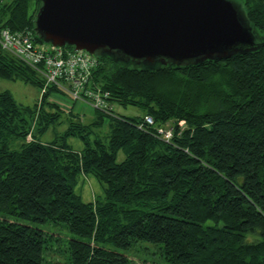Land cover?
Wrapping results in <instances>:
<instances>
[{
	"label": "trees",
	"instance_id": "obj_1",
	"mask_svg": "<svg viewBox=\"0 0 264 264\" xmlns=\"http://www.w3.org/2000/svg\"><path fill=\"white\" fill-rule=\"evenodd\" d=\"M241 1L257 37L252 51L153 66L97 55L93 82L108 103L139 115L96 109L89 123L71 118L43 142L63 112L50 98L66 95L50 87L36 112L0 91V264H44L49 221L71 235L68 264H133L123 251L137 241L162 243L172 264H264V0ZM39 2L6 1L0 30H32ZM0 76L43 86L1 44ZM144 115L188 127L162 141L153 126L138 128ZM99 126L106 132H93ZM13 139L22 142L10 148ZM89 172L105 192L83 202L73 187Z\"/></svg>",
	"mask_w": 264,
	"mask_h": 264
},
{
	"label": "water",
	"instance_id": "obj_2",
	"mask_svg": "<svg viewBox=\"0 0 264 264\" xmlns=\"http://www.w3.org/2000/svg\"><path fill=\"white\" fill-rule=\"evenodd\" d=\"M42 42L135 65L222 60L256 49L241 0H40Z\"/></svg>",
	"mask_w": 264,
	"mask_h": 264
},
{
	"label": "rangeland",
	"instance_id": "obj_3",
	"mask_svg": "<svg viewBox=\"0 0 264 264\" xmlns=\"http://www.w3.org/2000/svg\"><path fill=\"white\" fill-rule=\"evenodd\" d=\"M6 1L12 0H0V6L3 5ZM0 91H7L14 98L15 102L19 108L28 111V109H33L38 112L39 107L37 106L40 102L38 96V89L36 85L32 83H25L22 80H13V79H4L0 76ZM60 102L58 103L61 106L63 112L59 114V120L57 123L52 125L48 131L43 135L39 136L41 141H51L55 136L60 137L65 133V130L68 126L69 120L76 119L81 123H89L92 118L96 117L95 109H93L86 102L82 100H71L67 96L59 98ZM72 106V114H69L67 110ZM113 111L126 115H139L140 111L134 107L129 106L127 108H122L119 105H113ZM107 117V116H106ZM163 125L173 126L174 132L180 134L184 128H187V123L183 120L176 121L175 119H169L162 122ZM160 124V125H162ZM100 131V133L106 132V127L102 128L97 127L93 128V132ZM92 132V133H93ZM67 144L74 150H79L82 147V141L78 137H73L68 135ZM22 141L18 139H13L10 142V148H15ZM118 161L124 158L123 152H120L117 155ZM105 184L102 181H99L96 176L89 173H80L77 179V183L74 184L73 191L80 196L83 202H89L94 197L101 198L104 195ZM45 229V232L52 234L51 237L48 236L46 243L44 244V250L42 252V258L44 264H68L70 261L69 251H68V240L70 238V233L62 222L54 223L49 221L47 224L42 225ZM162 243H153L149 241H137L130 249L123 251L125 254L131 258L133 264H172L169 261L167 262L162 253L161 247Z\"/></svg>",
	"mask_w": 264,
	"mask_h": 264
},
{
	"label": "built area",
	"instance_id": "obj_4",
	"mask_svg": "<svg viewBox=\"0 0 264 264\" xmlns=\"http://www.w3.org/2000/svg\"><path fill=\"white\" fill-rule=\"evenodd\" d=\"M35 37L34 31L30 28L17 31H10L7 28L0 30L1 48L19 58L24 64L36 68L42 77L43 86L38 92L40 100L50 87L55 86L59 92L73 101L80 99L93 109L105 113L113 111L114 106L107 101L110 94L102 91L93 82V71L100 63L96 55L85 50L76 51L42 41L37 42ZM50 100L60 102L55 96ZM137 124L139 129L153 126L154 134L162 141L169 142L175 134L173 126L156 125L149 115H144ZM30 139L29 134L26 140Z\"/></svg>",
	"mask_w": 264,
	"mask_h": 264
},
{
	"label": "crops",
	"instance_id": "obj_5",
	"mask_svg": "<svg viewBox=\"0 0 264 264\" xmlns=\"http://www.w3.org/2000/svg\"><path fill=\"white\" fill-rule=\"evenodd\" d=\"M71 108H72V106H71Z\"/></svg>",
	"mask_w": 264,
	"mask_h": 264
}]
</instances>
